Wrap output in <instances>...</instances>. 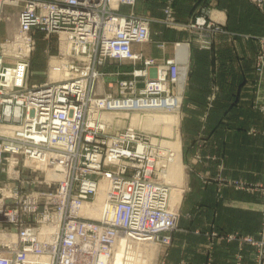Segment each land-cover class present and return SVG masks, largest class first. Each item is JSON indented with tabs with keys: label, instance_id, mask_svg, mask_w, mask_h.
<instances>
[{
	"label": "built area",
	"instance_id": "1",
	"mask_svg": "<svg viewBox=\"0 0 264 264\" xmlns=\"http://www.w3.org/2000/svg\"><path fill=\"white\" fill-rule=\"evenodd\" d=\"M137 1L0 0V264H111L122 240L124 250L173 243L179 215L160 173L175 162L177 151L131 127L111 132L114 124L99 117L106 110L173 112L182 104L171 88L183 79L180 62L158 63L134 51L149 42L153 23L136 13ZM8 8H19L18 27L4 40ZM165 14L163 24L177 29L172 10ZM206 18L183 28L206 31L198 44L211 49L223 31ZM38 35L56 37L58 64L49 68H65L63 80L28 82ZM260 45L256 71L262 76L264 38ZM115 63L133 69L103 72ZM153 68L154 81L148 80ZM121 75L131 79L118 83L117 95L97 94L96 84ZM143 82L146 88H139ZM102 190L103 216L92 219L87 206ZM111 207L120 225L108 222ZM240 240L259 248L264 264V241ZM141 257L147 258L145 251Z\"/></svg>",
	"mask_w": 264,
	"mask_h": 264
},
{
	"label": "crops",
	"instance_id": "2",
	"mask_svg": "<svg viewBox=\"0 0 264 264\" xmlns=\"http://www.w3.org/2000/svg\"><path fill=\"white\" fill-rule=\"evenodd\" d=\"M166 9L178 28L210 15L224 32L215 36L211 49H202L193 30L164 26ZM135 11L151 18L154 42L135 45L134 51L159 63L178 60L187 68L185 120L200 122L182 137L184 227L160 249L158 264H256V247L240 237L257 236L262 226L264 74L256 71V55L264 38V3L138 0ZM131 68L115 63L106 69Z\"/></svg>",
	"mask_w": 264,
	"mask_h": 264
},
{
	"label": "rangeland",
	"instance_id": "3",
	"mask_svg": "<svg viewBox=\"0 0 264 264\" xmlns=\"http://www.w3.org/2000/svg\"><path fill=\"white\" fill-rule=\"evenodd\" d=\"M254 2V1H253ZM122 9V8H121ZM18 15H19V8H8L3 14V23H2V36L4 40L9 39L13 37L15 34L17 27H18ZM206 16V15H203ZM208 23L214 24L213 28H219L224 32V28L222 25L216 23L210 18V15L207 16L206 18ZM195 23H191L189 26H193ZM166 26V25H164ZM152 27V34L150 36V40L148 43L145 45H152L153 41V24H151ZM167 27V26H166ZM155 28V27H154ZM171 29V28H169ZM176 30H181L185 31V28H177ZM188 30H193L198 36L206 34V31L203 30H197V29H188ZM183 44L178 43L176 44V47H181ZM58 52V42L56 37L50 38V39H45L42 35H38L37 38V46L36 49L33 53L32 56V63H31V68L29 69V74H28V82L33 85V86H41L49 82L50 78L52 79H60L63 72L62 70H57L54 69V72L51 73V68H49L50 64L54 62V56L57 55ZM153 59V58H151ZM155 60V59H154ZM158 62V61H157ZM180 62V61H179ZM159 63V62H158ZM181 64V63H180ZM130 65V64H129ZM132 67V66H131ZM133 69V68H132ZM181 69V68H180ZM185 69V70H184ZM183 70V71H182ZM53 71V70H52ZM182 73H186L185 75L183 74L182 78L183 81L179 82L177 85L171 86L174 92H178L182 98V104L181 107L178 111H173V112H167V111H161V110H146V111H120L118 113V117H116L114 127L112 128L111 132L114 131H119V130H124L127 127H134V128H139L142 133H148L150 136H153L154 139H157L158 141L164 143L165 145L169 146L170 148L174 149L177 151V156L175 159V162L178 159V154L180 155V166L178 168V171H174V175H171L172 173V164L167 168V171L164 172L160 177L161 179L164 180V182L168 183L169 185V190L170 187L172 188V194L171 197H176L173 201H175V204L172 203V200L170 198V205L171 207L178 213V225L176 229H182L184 227V217L182 213V208H181V194H182V187L184 186V162H183V154H182V137L184 135V132L187 130L191 129H198L200 127V122H193V121H186L185 120V115H184V108L183 104L185 103L184 100V93H185V88L186 84L188 81V71L187 68L181 69ZM186 71V72H185ZM103 72L105 73H112V71L107 70L106 68L103 69ZM117 72V71H115ZM114 73V72H113ZM118 81L112 80L111 77L105 78L104 85L102 84H96L95 88H97V94L102 96L108 93H112L114 95H117L116 90L114 92L111 91V89H117L118 83L120 81L124 80H130L131 77L127 76H119L117 77ZM158 74L156 68L150 69L149 70V76L148 80H157ZM185 79V80H184ZM108 81V82H107ZM113 82V87H109V83ZM146 83L143 82L139 85V88H146ZM178 116L176 121H171L168 123H159L156 125H152L149 120H152V117H168L171 119V116ZM141 117L145 119V117H149L148 121L141 120ZM147 119V118H146ZM173 120V119H172ZM117 123V124H116ZM118 129H117V128ZM123 128V129H122ZM146 129H150L146 130ZM137 130V129H136ZM153 130V131H151ZM175 164V163H174ZM174 168V167H173ZM171 169V170H170ZM171 171V172H170ZM166 176V177H164ZM171 182V183H170ZM173 183V184H172ZM264 188V183L261 185V189ZM176 206V207H175ZM178 208V209H177ZM264 213H262V226L258 232L257 236L253 235H246V236H252L257 239L258 242H263L264 241ZM145 249V248H143ZM160 249L158 245L150 244L148 246V249L145 250L147 260L141 261V263L144 264H158L159 263V254H160ZM257 250V262L256 264H263V262L260 261V249L256 247ZM260 261V262H259Z\"/></svg>",
	"mask_w": 264,
	"mask_h": 264
},
{
	"label": "bare ground",
	"instance_id": "4",
	"mask_svg": "<svg viewBox=\"0 0 264 264\" xmlns=\"http://www.w3.org/2000/svg\"><path fill=\"white\" fill-rule=\"evenodd\" d=\"M182 59V58H181ZM185 59V58H184ZM53 64H58V63H53ZM183 64V62H182ZM54 69L57 70H62L63 74L61 76L60 79H52V77L50 78V82H59L61 80H63L65 78V76L67 75V71L65 72V68H51V73L54 72ZM182 69V68H181ZM180 69V70H181ZM53 70V71H52ZM185 70V69H184ZM183 71V70H182ZM181 71V72H182ZM186 72V71H185ZM184 73H182L183 75ZM186 74V73H185ZM184 74V75H185ZM185 80V79H184ZM183 81V79H182ZM114 83V82H113ZM121 111H124V110H121ZM154 111V110H153ZM140 112V111H139ZM118 113H120V111H115V110H106V111H103L99 114V117L102 118V120L109 124V125H112L115 123V121L118 122V120H116V117H118ZM172 118L169 119L168 117H152V120H149V117H145V119L143 117H141V120H145V121H150L152 125H156V124H159V123H168V122H171V121H176V118L177 116H171ZM147 118V119H146ZM173 119V120H172ZM117 124V123H116ZM117 128V127H116ZM133 129H137V130H140L139 128H134V127H131ZM118 129V128H117ZM123 129V128H122ZM146 130H149L150 129H146ZM153 131V130H151ZM141 132V131H140ZM148 134V133H147ZM153 137V136H152ZM157 140V139H156ZM53 159H55V157H53ZM175 163V164H174ZM180 155L178 154V159L176 162H173L172 163V173H170L171 175H174V171L177 172L178 171V168L180 166ZM171 170V169H170ZM164 172L166 171H163L162 173H160V176L162 174H164ZM171 172V171H170ZM166 177V176H164ZM105 183H108L105 181ZM166 183V182H165ZM171 183V182H170ZM168 184V183H166ZM173 184V183H172ZM105 186V184H103V187ZM169 186V185H168ZM171 187H170V198L172 200V197H171V194H172V191H171ZM170 200V201H171ZM105 202H106V199H105V191L102 190L98 196H97V199L95 200L94 203H90L88 206H87V214H89V216L92 218V219H99L101 216H103V214H101L102 210L104 211V208H105ZM172 203L175 204V201L172 200ZM104 204V205H103ZM176 207V206H175ZM106 209H108L107 205H106ZM178 209V208H177ZM109 223H114V224H121L122 223V219L121 217L119 216V214L116 213L115 209L113 207L110 208L109 210ZM121 244H122V247H120L119 251L117 252V256H116V261H112L111 264H144V263H141V261H143V257H141L142 255H144V251L148 249V246L147 243L145 244H134V246L130 249H125L124 250V246L127 244L125 242V240H122L121 241ZM127 246V245H126ZM145 248V249H143ZM135 249V250H134ZM123 250L125 251L124 252V256L126 257V261H123L121 259L122 257V254H123ZM145 260H147L145 258ZM148 261V260H147Z\"/></svg>",
	"mask_w": 264,
	"mask_h": 264
}]
</instances>
